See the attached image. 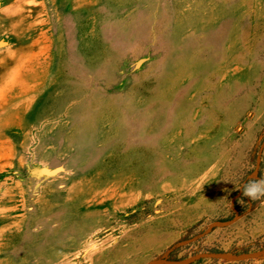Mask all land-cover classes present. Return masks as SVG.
I'll use <instances>...</instances> for the list:
<instances>
[{"label": "rangeland", "instance_id": "obj_1", "mask_svg": "<svg viewBox=\"0 0 264 264\" xmlns=\"http://www.w3.org/2000/svg\"><path fill=\"white\" fill-rule=\"evenodd\" d=\"M264 0H0V264H264Z\"/></svg>", "mask_w": 264, "mask_h": 264}, {"label": "clouds", "instance_id": "obj_2", "mask_svg": "<svg viewBox=\"0 0 264 264\" xmlns=\"http://www.w3.org/2000/svg\"><path fill=\"white\" fill-rule=\"evenodd\" d=\"M242 194L250 200H259L264 198V179L251 180L243 185Z\"/></svg>", "mask_w": 264, "mask_h": 264}]
</instances>
